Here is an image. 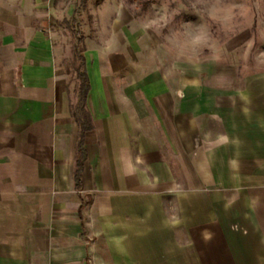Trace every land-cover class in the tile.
Wrapping results in <instances>:
<instances>
[{"label": "crops", "instance_id": "1", "mask_svg": "<svg viewBox=\"0 0 264 264\" xmlns=\"http://www.w3.org/2000/svg\"><path fill=\"white\" fill-rule=\"evenodd\" d=\"M72 12L0 0V264H264V72L173 80L158 58L88 37L78 189L56 29Z\"/></svg>", "mask_w": 264, "mask_h": 264}, {"label": "rangeland", "instance_id": "2", "mask_svg": "<svg viewBox=\"0 0 264 264\" xmlns=\"http://www.w3.org/2000/svg\"><path fill=\"white\" fill-rule=\"evenodd\" d=\"M62 1H72L73 12L61 17L56 26L61 66L76 89L73 110L81 121L87 119L80 88L85 70L83 43L88 37L123 44L126 57L158 58L166 71L172 68L173 80L182 71L192 79L202 73L206 81L212 79L207 72L215 71L220 85L242 86L264 72V0ZM229 10L231 20L224 24L222 13ZM199 26L212 38L202 47L189 49L187 34Z\"/></svg>", "mask_w": 264, "mask_h": 264}, {"label": "trees", "instance_id": "3", "mask_svg": "<svg viewBox=\"0 0 264 264\" xmlns=\"http://www.w3.org/2000/svg\"><path fill=\"white\" fill-rule=\"evenodd\" d=\"M81 79H82V85H81V93H80V97H81V100L84 104L85 100H86V95H87V92L89 90V79H88V76H87V73L86 71L84 70L83 74L81 75ZM79 121L81 122V139H80V142H79V148H78V153H79V158L77 160V169H76V172H75V179H76V187L78 189L81 188L82 186V182H81V171H82V168H83V162L85 160V152H84V148L82 147V144H83V133L90 128V124L88 123V119L84 120V121H81L79 119Z\"/></svg>", "mask_w": 264, "mask_h": 264}, {"label": "clouds", "instance_id": "4", "mask_svg": "<svg viewBox=\"0 0 264 264\" xmlns=\"http://www.w3.org/2000/svg\"><path fill=\"white\" fill-rule=\"evenodd\" d=\"M213 13L217 11L215 7L211 9ZM231 20V12L225 11L222 13V22L228 24ZM210 32L203 26L197 27L194 31L187 34L186 46L189 49H196L206 45L211 40ZM226 142V138H222Z\"/></svg>", "mask_w": 264, "mask_h": 264}]
</instances>
